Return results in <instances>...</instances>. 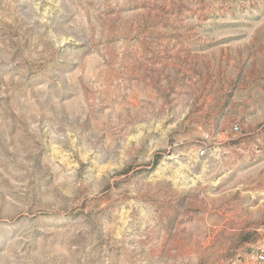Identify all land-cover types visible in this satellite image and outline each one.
<instances>
[{
	"label": "rangeland",
	"instance_id": "rangeland-1",
	"mask_svg": "<svg viewBox=\"0 0 264 264\" xmlns=\"http://www.w3.org/2000/svg\"><path fill=\"white\" fill-rule=\"evenodd\" d=\"M263 240L264 0H0V264Z\"/></svg>",
	"mask_w": 264,
	"mask_h": 264
},
{
	"label": "built area",
	"instance_id": "built-area-1",
	"mask_svg": "<svg viewBox=\"0 0 264 264\" xmlns=\"http://www.w3.org/2000/svg\"><path fill=\"white\" fill-rule=\"evenodd\" d=\"M234 128L236 129V126H234ZM203 153L204 151L200 150L199 154L202 155ZM255 262L256 264H264V240L257 249V252L255 254Z\"/></svg>",
	"mask_w": 264,
	"mask_h": 264
}]
</instances>
